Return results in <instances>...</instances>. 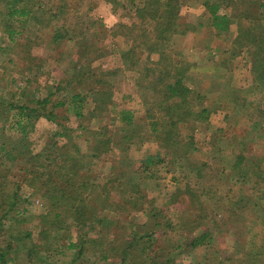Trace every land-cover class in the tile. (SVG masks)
Here are the masks:
<instances>
[{
  "label": "rangeland",
  "instance_id": "rangeland-1",
  "mask_svg": "<svg viewBox=\"0 0 264 264\" xmlns=\"http://www.w3.org/2000/svg\"><path fill=\"white\" fill-rule=\"evenodd\" d=\"M41 1L50 11H56L59 5L64 6V10L54 17L49 15L48 19L46 14L45 20L40 24L36 20L27 22L24 31L16 35L13 41L9 40L0 23V105L30 103L33 98H42L47 93V87L53 84L60 74H65L72 61L77 58L78 45L81 42L84 45L91 44L89 39L94 32L91 19L100 20L106 27L97 28V35L93 36L96 51L90 53L89 57H83L81 63L86 64L89 58L99 52L102 55L91 62L92 70L98 73L102 69L124 68L115 79L114 103L101 117L92 119L89 113L87 114L92 108L91 97L82 108L83 113L87 115L79 118L71 108L65 107L70 100L69 94L54 93L52 100L65 104L55 110L57 119L61 122L56 124L42 117L36 121L33 130L29 131L32 149L39 152L49 141L57 142L58 146L66 145L68 140L61 134L63 129H66L72 142L77 144L85 156L90 179L98 184L94 195L101 194V198L104 197L106 193L100 186L109 180L108 196L117 202L125 201L127 195L135 196L136 190L147 196L146 202L141 201L138 206H143L141 211L128 212L127 207H118L115 204H111L112 209H100V203L96 202L98 213L104 221L96 226L92 233L90 230L89 236L92 234L99 238L101 245L106 244L110 249L117 250L127 239H124L125 233L133 232L137 221L141 225L137 228V237L156 230L152 247L150 246V250H154L152 255L153 252H159L160 256L163 254L164 258L173 255L172 264H251L250 260L242 255L235 256L232 262L234 234L244 232L241 233L244 235L240 237V241H244L246 249L263 245L264 207L250 204L247 210H228V198H236L240 193V186L229 180V168L234 161V154L244 150V141L246 150L249 151L246 163L254 167V170L258 165L264 171V131L261 124L256 122L257 112L264 110V93H259L252 81V75L247 70L250 63L247 52L245 49L238 52L239 49L233 47L232 40L238 25L264 27V0H234L235 5L231 9L226 6L234 20L231 21L227 32L221 34L212 26L205 8V3L211 0H179V14L182 19L192 24L188 33L194 34L196 39L186 41L184 38L182 41L173 37L167 49L168 53L175 61L188 63L191 59L197 64L202 63L204 54H211L206 56L208 64L204 69H188L186 76L189 78L187 84L191 90L189 98L195 108L200 110L207 107L214 110L206 122L180 124L182 138L193 135L200 146L202 144L195 153V158L205 161L208 166L204 177L200 179L175 173L173 161L167 158L164 162L153 163L147 171L135 172L136 167L147 155H154L159 151L157 143L151 139L139 144L135 138L132 144L122 143L120 148L111 147L101 158L91 157V146L95 140L91 136L92 131H102L101 127L104 126L115 141L119 140L128 129L118 118L121 109L127 107L139 112L147 108L143 103L145 98H160L161 93L153 90L141 93L134 85L136 69L142 68L146 53L141 54L142 59L136 69L123 66L119 55L130 43L119 33L123 30L118 29L119 23L132 25V28L136 24L134 28L141 29L142 25L134 18V9L145 0ZM0 5L3 6L4 2L0 1ZM246 11L249 12L248 16H245ZM42 12H39L40 18H43ZM16 24L15 26H18ZM52 34L57 36V42L53 40L55 37L53 38ZM68 36L72 39L69 40ZM150 57L153 61L158 59L157 53H152ZM30 63L39 64V68L27 70L26 67ZM201 80L204 89H207L206 96L199 92L202 91L198 86ZM234 99H237L238 104L245 103L244 106H235L231 102ZM219 107L228 112L226 119V113L216 112ZM15 114V110L8 111L10 119L4 123L6 132L11 135H16V130L12 127ZM136 128H140L139 124ZM137 133L141 136L142 129ZM22 178L16 170L3 179L5 192L12 193L18 188L19 196L24 200L20 206L24 208L26 215L24 220L19 219L16 223L7 219L0 224V246L6 247L8 241L12 243V250L8 255L10 264L115 263V253H110L107 260H97L94 254L97 251L94 252L93 247L88 248L90 246H87L80 258L73 261L75 250L69 247V243L86 242L88 229L84 228L83 232H78L71 220H53L49 205ZM252 178L251 182L256 180L257 187L264 192V180L260 181V175H253ZM185 185L192 186L197 193L200 192L197 200L193 199L190 203L183 194L177 202L170 198L175 191L179 195V187L184 191ZM90 189L91 187L85 190V194ZM126 191L127 195L124 194ZM161 209L163 213L160 215ZM128 214L136 221L130 219ZM155 215L157 217L153 218ZM114 218L119 220L115 225L111 224ZM127 219L132 220V224L129 225ZM225 219L229 221L227 226L233 228L228 233L215 226V223ZM155 220L159 222L158 226L154 225ZM190 228L193 229L187 231ZM43 230L45 231L40 233ZM205 230L208 233L201 237L200 246L192 248L188 245L190 235L194 237ZM19 231L22 233V239L14 240ZM26 232L31 233L29 238L26 237ZM210 232L213 242L208 241ZM32 249L31 254L38 251V256H28ZM161 249H164V252ZM138 262L141 263L140 256Z\"/></svg>",
  "mask_w": 264,
  "mask_h": 264
},
{
  "label": "trees",
  "instance_id": "trees-1",
  "mask_svg": "<svg viewBox=\"0 0 264 264\" xmlns=\"http://www.w3.org/2000/svg\"><path fill=\"white\" fill-rule=\"evenodd\" d=\"M0 1L4 2L3 6L0 5V23L11 41L14 40L16 35L24 31L27 22L36 20L40 24L45 20L46 14L48 19L49 15L54 17L64 10V6L59 5L56 11H50L41 0ZM234 5V0H211L205 3L207 14L211 18V24L219 34L227 32L231 21L234 20L233 15L229 12ZM226 6L230 7L229 11L226 10ZM179 7V0H145L142 5L135 6L134 9V18L142 25L141 29H135L136 24L132 28V25L119 23L118 29L123 28L122 32L119 31V33L125 37L127 42H130L129 47L119 53L123 66L128 69H136L142 59L141 54L146 53L145 63L142 68L136 69L137 76L134 77V85L137 91H147L148 93L149 90H153L161 93V95L160 98H145L143 103L146 104L147 108L142 111L138 112L136 109L127 107L121 109L118 118L123 121L128 129L120 136L119 140L115 141L104 126L101 127L102 131H92L91 136L95 138L91 146L92 158H101L113 146L120 148L122 143L132 144L135 138L139 144L146 139H151L157 143L159 151L154 155H147L136 167L135 172L147 171L153 163H161L169 159L174 163L175 173L196 179L204 177L208 165L205 161L195 158V153L202 144L200 146L193 135L182 138L180 124L195 121L206 122L209 114L214 109L203 107L197 110L195 108L189 98L191 90L187 84L189 78L186 76L190 64L185 61H175L168 53L167 49L171 39L175 35H184L192 29V24L180 16ZM39 12H42L43 18H40ZM248 13L246 11L245 16H248ZM15 23L18 26H15ZM91 27H94V32L91 34V39H89L91 44L84 45L81 42L78 45L79 42L77 41V58L72 61L65 74H60L55 82L47 87V93L42 98H33L30 103L0 105V108H2L0 110V224L2 225L7 219L16 223L19 219L24 220L26 217L24 208L20 206L24 200L20 198L18 188L12 193H7L4 190L3 179L17 170L18 174L23 177V181L31 186L33 191L38 193L49 205L53 220L56 221L60 218L71 220L78 232H83L84 228L88 229L86 232L88 236L85 233L86 242L69 243V247L75 250L73 261L80 258L87 246H90L88 248L93 247L94 252L97 251L94 253L97 260H107L110 253H115L117 257L113 264H139V256L141 259L140 264H172L173 255L165 258L163 254L160 256L159 252H153L152 255L154 250H150V246L152 247L151 244L156 230L153 229L150 234L137 237V228L141 225L129 214L127 216L136 221V227L133 232L125 233L124 239H127L123 246L118 247L117 250L110 249L106 244L101 245L99 238H95L94 235L89 236V231L91 230L92 233L95 227L104 221V218L98 213L96 202L100 203V209H112L111 204H115L118 207H127L128 212L141 211L143 206H138L141 201L146 202L147 196L139 190L135 192L138 195L137 197L135 194V196L127 195L126 191L124 192L127 195L124 198L125 201L117 202L113 197L108 196L107 183L109 180L100 186L103 192L106 193L104 197L101 198V194L94 195L98 184L92 178L90 179L85 156L80 152L77 144L72 142L71 135L67 134L66 129L61 132L68 140L66 145L58 146L57 142L49 141L39 152H34L32 149L29 131L33 130L38 119L43 117L56 124L61 122L57 119L58 116L55 110L57 107L65 106V104L59 100L54 102L52 100L54 93H68L70 100L65 107L67 109L71 108L79 118L88 113L92 119L101 117L114 103L115 79L124 68L102 69L98 73L92 70L91 62L102 55L99 52L93 54L94 56L89 58L86 64L81 63L83 57H89L90 53L96 51L93 36L97 35V28L106 26L100 20L91 19ZM52 35L53 38L55 37L53 40L57 42V36ZM67 38L72 39L71 36ZM232 43L235 49L238 47V52L241 49H245L247 52L250 57L247 70L252 75V81L259 93H264V27L260 25H238ZM152 53H157L158 59L156 61H153L150 57ZM38 66L39 64L30 63L26 69L31 70ZM75 88L77 89L75 90ZM24 91L25 88L22 93ZM89 97H91L92 108L88 110L87 114H84L82 108ZM231 102L235 106L239 105L240 108L245 104H238L237 99L231 100ZM10 110L16 111L12 125L13 129L16 130V135L8 134L4 125L10 119L8 115ZM227 113L225 119L228 116ZM257 117L256 122L259 125L261 124L264 131V110H259ZM137 124L140 126L139 129L143 131L141 136L137 133L139 131L136 128ZM242 143L244 144V150L234 154V161L229 168L231 171L229 180L240 186L239 195L236 198H228L227 208L229 211L247 210L246 208L250 204L264 207L263 190L257 187L256 180L251 182L253 175L256 177L260 175V181L262 182L264 171L258 165L253 164L256 167V170H254V167H250L246 163L247 158H249V151L246 150V143L244 141ZM258 171H261V173L258 174ZM89 187L91 189L85 194V190ZM179 189L181 191L179 195L175 191L170 196L175 202L183 195L188 198L190 203L193 202V199L197 200L199 198L197 195H200V192L197 193L194 190L195 188L193 189L190 185H185L184 191L180 187ZM162 213L163 210L161 209L160 215ZM156 217L157 215L153 218ZM130 219H127L129 225L132 224ZM118 221L117 218H114L111 220V224L115 225ZM228 222L225 219L220 223H215V226L228 233L233 230V228L227 226ZM158 223L155 220L154 225L158 226ZM192 229L190 228L187 231L190 232ZM181 231H183V227H181ZM206 233H208L207 230L194 237L190 235L188 245L192 248L200 246V239ZM211 233L208 238L209 242H213ZM241 233L244 232H235L234 234V248L231 253L232 262L235 256L242 255L244 258H248L251 264H264V243L258 247L246 249L244 241H240V237L244 235ZM21 235L22 233L19 231L14 240H21ZM30 235V232H26L27 238ZM139 238L141 239L138 240ZM108 242L110 241L108 240ZM18 244L20 245V243ZM10 250H12L10 241H8L6 247L0 246V264H10L8 257ZM32 251L33 249L28 252V256H38V251L31 254ZM161 251L164 252V249H161ZM215 252L217 251L215 250Z\"/></svg>",
  "mask_w": 264,
  "mask_h": 264
},
{
  "label": "crops",
  "instance_id": "crops-1",
  "mask_svg": "<svg viewBox=\"0 0 264 264\" xmlns=\"http://www.w3.org/2000/svg\"><path fill=\"white\" fill-rule=\"evenodd\" d=\"M186 12V11H185ZM189 15H191L192 13H191V11L189 10ZM191 35V36H190ZM193 35V36H192ZM176 39H178V40H182L183 41V39L185 38V40L187 41V40H191V41H193L192 39H196V38H194L195 36H194V34H192V33H187V34H184V35H176V36H174ZM194 43H195V41H194ZM187 45H188V43H187ZM206 51L208 52V50L206 49ZM206 56H211V54H210V52L209 53H206V54H204V56L202 57V63H196V62H193L191 59L189 60V62L188 63H190V67H189V70H201V69H204L205 68V66H206V64H208L207 63V60H206ZM215 58H217V56H215ZM188 61V60H187ZM219 63H221V62H219ZM218 63V65H220ZM199 86V89H201L202 91H200L199 90V92L201 93V94H203L204 96H206L207 95V89H204V87H203V80H201V83H200V85H198ZM206 98V97H205ZM216 112L217 113H220V112H224V113H226V111L224 110L223 111V109H222V107H219L217 110H216ZM226 115V114H225ZM224 118H225V116H224Z\"/></svg>",
  "mask_w": 264,
  "mask_h": 264
}]
</instances>
